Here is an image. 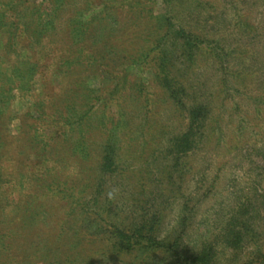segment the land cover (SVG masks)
Returning <instances> with one entry per match:
<instances>
[{"label": "rangeland", "instance_id": "374dc122", "mask_svg": "<svg viewBox=\"0 0 264 264\" xmlns=\"http://www.w3.org/2000/svg\"><path fill=\"white\" fill-rule=\"evenodd\" d=\"M147 221L264 264V0H0V264H173Z\"/></svg>", "mask_w": 264, "mask_h": 264}, {"label": "trees", "instance_id": "16d2710c", "mask_svg": "<svg viewBox=\"0 0 264 264\" xmlns=\"http://www.w3.org/2000/svg\"><path fill=\"white\" fill-rule=\"evenodd\" d=\"M182 35L185 33L181 32ZM161 40L156 41L155 48L160 50L159 52V68L161 74L165 72L167 65V54L160 47ZM113 140L108 141V152L106 154V159L109 158L112 164L114 165L115 161L113 159L116 149L113 145ZM113 155V156H112ZM66 192L65 190L62 193ZM98 215H102L100 210L98 209ZM103 213V212H102ZM117 238L114 243V248L117 253H130L134 251H140L143 255H148L153 252L163 251L165 254L169 256H174L173 264L183 262V264H212L213 253L210 250H204L193 257H187V255H181L178 251L179 244L177 241L174 242H166L164 240H160L155 235V228L152 223L144 222L138 227H134L131 230H121L116 229ZM247 235L244 232H238L237 230H233L231 234H229L227 238V243L232 248H238L245 242L244 236ZM244 264H249L246 262Z\"/></svg>", "mask_w": 264, "mask_h": 264}]
</instances>
